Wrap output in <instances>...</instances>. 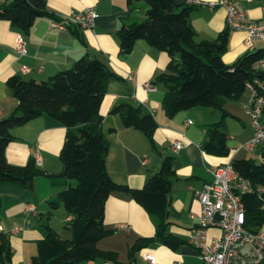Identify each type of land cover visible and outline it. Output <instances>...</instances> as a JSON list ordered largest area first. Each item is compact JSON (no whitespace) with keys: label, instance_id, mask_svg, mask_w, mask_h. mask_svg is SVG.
I'll return each instance as SVG.
<instances>
[{"label":"crops","instance_id":"1","mask_svg":"<svg viewBox=\"0 0 264 264\" xmlns=\"http://www.w3.org/2000/svg\"><path fill=\"white\" fill-rule=\"evenodd\" d=\"M173 1L177 5L190 6L188 0ZM195 1L210 3L220 0ZM236 1L246 8L254 21L264 25V0ZM5 2L0 0V5ZM84 8L95 9L98 18L92 30H82L79 35L69 29L52 28L48 18L38 19L28 34L18 31L10 22L0 20V120L12 116L17 109V101L7 86L10 78L21 76L26 80L46 81L72 68L85 56L99 59L115 74L108 79L101 107L102 129L109 143L108 173L116 183L140 189L170 157L176 178L169 194L167 233L183 242L172 248L155 240L130 259L129 250L139 239L156 236L160 218L148 213L129 195L114 193L106 202L104 216L106 228L113 233L99 243V248L117 253L121 264H129L130 260L133 264H147L144 258L147 253L155 256L157 264L176 261L203 264L198 251L188 243L189 233L197 226L200 214L196 192L213 181L211 169L214 167L234 160L254 159L257 163L264 160V146L253 153L233 152L253 135L252 120L244 110L249 92L246 91L239 100H227L223 104L228 112L225 118L230 148L228 157L207 154V129L222 120L221 112L196 107L169 118L163 109L166 88L155 83L156 77L167 71L169 56L144 40L137 41L125 59L120 56L118 30L123 23L145 18L147 8L143 2H138L136 10L132 11L127 0H48V9L60 18ZM194 8L191 22L198 42L213 41L228 30V50L223 56L225 64L231 65L245 54L264 49V41L256 40L249 45L246 32L228 29L224 9ZM19 36L26 43L25 56L15 52ZM23 67L28 69L26 73L22 72ZM146 83L152 84L154 90H148ZM121 104L141 107L155 117L158 123L154 134L155 149L142 132L124 127L122 118L112 114V110ZM12 134L15 140L6 150L8 162L25 166L38 154L42 165H36L45 173L35 178L31 190L0 185V233L10 242L12 264H31L32 258L38 254L40 241L47 236V226L61 238H66L62 239H72V232L66 228L65 208L52 209L50 206L57 194L73 183L52 178L63 170L60 154L66 129L61 122L45 114L13 129ZM173 141L180 142L182 149L175 150ZM144 160H147L146 164H143ZM192 214L197 218L193 219ZM210 235L219 236L220 232L213 229ZM82 264L115 263L95 260Z\"/></svg>","mask_w":264,"mask_h":264},{"label":"trees","instance_id":"2","mask_svg":"<svg viewBox=\"0 0 264 264\" xmlns=\"http://www.w3.org/2000/svg\"><path fill=\"white\" fill-rule=\"evenodd\" d=\"M130 9L145 2L147 10L143 20L123 23L118 30L120 56L125 59L139 40H144L169 56L167 71L158 75L156 84L166 88L163 109L169 118L181 111L207 107L221 112L222 120L207 129L205 152L217 157H228V134L225 118L228 112L223 104L239 100L246 92V84L255 79L264 80V73L255 64L264 58V49L241 56L227 65L223 56L228 50V30L213 40H196L191 22L192 6L177 5L173 0H127ZM41 18L64 20L48 9V0H6L0 5V20L8 21L18 31L28 34ZM76 35L82 30L67 23ZM115 74L99 59L85 56L72 68L59 72L46 81L37 82L15 76L7 86L17 101L16 112L0 120V185H16L31 190L36 177L45 175L32 157L25 166L8 162L6 150L14 142L12 130L22 127L42 115H49L66 129L60 159L63 170L52 178L71 183L50 202L52 209L63 206L67 212L66 228L72 239L64 240L49 226L47 236L39 243V251L31 264H82L104 260L121 264L118 254L104 251L99 243L113 233L104 224L105 207L114 193L129 195L148 213L160 218L159 230L154 238H141L129 250V258L146 248L151 242L177 248L183 242L167 233L169 222V194L176 174L172 159L167 157L160 170L152 175L143 188L132 189L116 183L107 170L109 143L102 122L101 107L107 91L108 79ZM112 114L122 118L124 127L142 132L155 149L154 134L158 129L155 117L141 107L121 104ZM234 169L264 187V160L233 161ZM245 228L250 233L264 231V194H243ZM0 262L12 264V248L7 237L0 233ZM133 262V261H132ZM129 264H133L130 263Z\"/></svg>","mask_w":264,"mask_h":264},{"label":"built area","instance_id":"3","mask_svg":"<svg viewBox=\"0 0 264 264\" xmlns=\"http://www.w3.org/2000/svg\"><path fill=\"white\" fill-rule=\"evenodd\" d=\"M192 7L208 6L222 8L226 12L228 29L243 31L248 35V43L264 41V25L254 21L246 8L236 0H220L215 2H200L188 0ZM64 21H51V27L67 30V23L79 27L81 30H92L95 27L98 14L93 8H84L80 12H72L61 17ZM15 52L25 56L26 43L19 36L15 45ZM255 69L264 73V58L255 64ZM28 69L22 68L26 73ZM131 79V78H130ZM145 87L152 91V84L146 83ZM249 98L244 105L246 114L252 120L253 135L246 142L238 145L234 154L245 151L253 153L264 146V80L255 79L246 84ZM175 150L182 149L178 141L172 142ZM37 165H42L41 157H35ZM147 160L143 161L146 164ZM213 181L206 183L196 192L200 205L198 224L188 236V243L195 248L203 264H264V231L250 233L245 228L246 213L241 201L243 194H264L263 186H254L252 181L240 175L233 167V162L211 169ZM196 219L197 216L192 214ZM71 221V217L67 218ZM123 228H126L124 226ZM217 229L219 236L211 237L210 231ZM147 264H157L153 254L144 256ZM173 264H184L176 261Z\"/></svg>","mask_w":264,"mask_h":264},{"label":"rangeland","instance_id":"4","mask_svg":"<svg viewBox=\"0 0 264 264\" xmlns=\"http://www.w3.org/2000/svg\"><path fill=\"white\" fill-rule=\"evenodd\" d=\"M143 5L147 8V5H146L145 2H143ZM62 238H64V236H63ZM64 239H66V238H64ZM68 239H69V238H68Z\"/></svg>","mask_w":264,"mask_h":264}]
</instances>
